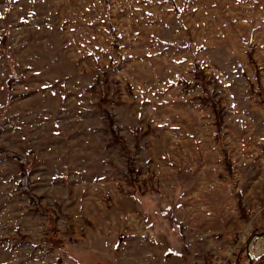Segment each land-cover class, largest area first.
I'll return each mask as SVG.
<instances>
[{"label":"rangeland","instance_id":"374dc122","mask_svg":"<svg viewBox=\"0 0 264 264\" xmlns=\"http://www.w3.org/2000/svg\"><path fill=\"white\" fill-rule=\"evenodd\" d=\"M250 261L264 0H0V264Z\"/></svg>","mask_w":264,"mask_h":264},{"label":"trees","instance_id":"16d2710c","mask_svg":"<svg viewBox=\"0 0 264 264\" xmlns=\"http://www.w3.org/2000/svg\"><path fill=\"white\" fill-rule=\"evenodd\" d=\"M19 161H21L22 162V168H23V172H25V168H26V165H25V161L21 158V157H19Z\"/></svg>","mask_w":264,"mask_h":264},{"label":"water","instance_id":"95a60500","mask_svg":"<svg viewBox=\"0 0 264 264\" xmlns=\"http://www.w3.org/2000/svg\"><path fill=\"white\" fill-rule=\"evenodd\" d=\"M252 262L250 261V264H251Z\"/></svg>","mask_w":264,"mask_h":264}]
</instances>
